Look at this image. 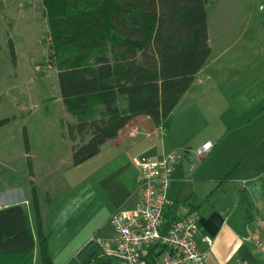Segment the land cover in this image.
Wrapping results in <instances>:
<instances>
[{
  "label": "rangeland",
  "instance_id": "obj_1",
  "mask_svg": "<svg viewBox=\"0 0 264 264\" xmlns=\"http://www.w3.org/2000/svg\"><path fill=\"white\" fill-rule=\"evenodd\" d=\"M206 9L213 46L208 62L217 67L227 96L216 92L203 98L191 91L174 107L167 127L139 126L135 136L120 143L107 140L97 154L74 165L68 125L75 118L61 101L57 69L49 64L42 1L0 0V189H10L7 199H26L29 211L37 197L55 264H63L89 240L112 234L113 213L131 208L139 197L135 158L157 157L153 152L162 151L165 141L171 151L189 155L194 144L207 139L216 152L180 161L185 175L170 185L168 195L203 205L218 204L224 195L227 205L239 198L244 207L243 190L253 215L249 239L261 245L248 243L258 264H264V238L254 234L264 221V0H207ZM119 105L126 107V100ZM159 128L165 141L148 134ZM247 165L256 177L251 186L242 182ZM113 173L104 186L102 180ZM125 189L131 195L118 204ZM35 241V264H41Z\"/></svg>",
  "mask_w": 264,
  "mask_h": 264
},
{
  "label": "trees",
  "instance_id": "obj_2",
  "mask_svg": "<svg viewBox=\"0 0 264 264\" xmlns=\"http://www.w3.org/2000/svg\"><path fill=\"white\" fill-rule=\"evenodd\" d=\"M41 1L49 64L57 69L61 101L75 118L68 125L74 165L97 154L136 117L168 126L172 110L210 55L207 0ZM10 50L13 55L12 43ZM124 99L126 107H120ZM239 195L250 222L247 197L243 190ZM33 213L41 264H53L35 195ZM35 238L21 204L0 208V254L32 264ZM239 257L258 264L246 244ZM110 259L89 240L66 264H110Z\"/></svg>",
  "mask_w": 264,
  "mask_h": 264
},
{
  "label": "built area",
  "instance_id": "obj_3",
  "mask_svg": "<svg viewBox=\"0 0 264 264\" xmlns=\"http://www.w3.org/2000/svg\"><path fill=\"white\" fill-rule=\"evenodd\" d=\"M136 128L130 133L134 134ZM162 128L152 133L161 136ZM206 140L192 154L190 161L200 160L213 148ZM181 155L171 151L160 158L140 156L134 159L139 168L138 200L130 209L118 208L111 216L112 234L96 241L101 254L117 264H204L205 253L197 243L199 211L188 201H174L168 196L172 171ZM194 167L192 164L191 168ZM263 222L259 221L264 238ZM207 245L212 239L203 237ZM260 244L259 240L255 241ZM261 245V244H260Z\"/></svg>",
  "mask_w": 264,
  "mask_h": 264
},
{
  "label": "crops",
  "instance_id": "obj_4",
  "mask_svg": "<svg viewBox=\"0 0 264 264\" xmlns=\"http://www.w3.org/2000/svg\"><path fill=\"white\" fill-rule=\"evenodd\" d=\"M207 22H208V15H207ZM208 43L210 46V55L194 78V80H196V84H194V80H193V82L190 84L189 88L181 96L180 100L178 101V103L176 105H178L179 102L181 101V99H183V97L188 95L191 91L193 94H199L200 97H203V98L210 97L216 92L220 95V97L222 95H224L225 97L227 96L228 91L225 90L223 88V86L221 85V83L218 81L219 72L216 70L217 67L213 66L211 62H208L210 57H211L212 51H213L209 24H208ZM148 123H150L153 126H156L152 122V120L147 116H139V117L134 118L132 120V122L129 124L131 129L129 128L130 130H128V126L123 128L119 132L118 136L113 139V142L120 143L122 141L129 139L131 136H135L136 134H138L137 133L138 127L139 126L145 127ZM132 128H136V130L134 131V134L130 133ZM163 128H165V127H163ZM152 131L153 130H151L148 134H153ZM163 134L164 133L162 131V134L160 137L163 138L162 140L165 141V137L163 136ZM165 136L168 137V133ZM207 140H209V139H207ZM165 142H163L164 143V149L162 151H160L159 153L155 152V151L153 152V154L157 157H152V156H148V155L146 157L160 158V157L164 156L165 154L169 153L173 148L170 149V147H167ZM203 142L204 141H201L200 143L198 142V143L194 144V146L191 148V150H194ZM213 144L214 145H213L212 150L210 152H208L207 154H210V153L214 154L216 152L215 143H213ZM182 160L189 161L188 155L187 154L181 155V158L178 159L177 162L175 163L173 171H172L173 180H172L171 184H174V182H176V181L182 180L183 176L185 175V169L182 166V162H180ZM192 164L193 163H191V166H192ZM191 166H190V170H195L196 164H194L193 168H191ZM250 170H254L252 165L244 166V171H245L244 173L247 177L243 178L242 182H243V184H245V186H248V185L251 186L253 184V181L256 179V177L254 175H252V173H249ZM9 190H10L9 188L0 189V208L6 207L9 205H13V204H21L23 207H25L24 204H27L26 199L24 200L23 198H18V197H15L14 199H11V198L7 199L5 197L6 193H8ZM136 190L138 191V189H136ZM193 194H195V196L198 198V195L196 193H193ZM130 195H131L130 192L127 191V189H125L123 196H126V197L124 200H126ZM124 200L122 201V203L124 202ZM137 200H138V198H137ZM185 200H183V201H185ZM186 201H188V200H186ZM262 202L263 201H259V200L257 201L258 207L261 206ZM135 203L136 202H134L132 207L135 205ZM191 205L195 206L198 209L199 214H200L199 221H198V232H197L196 239H197L199 249L201 251H203L205 253V256H206L204 264H231V263L245 264V262L242 261L241 258L239 257V248L241 247V245L246 244L248 246V248L250 249V251L252 252V248H251L250 244L248 243V241H250L249 238L251 236L248 233V231L250 232L251 228H253V227L250 225V222L247 223V220L245 217V210H244V207L242 206L239 198H236L234 200V202H231L228 205L226 204V198L224 197V195L222 198H219L218 204L211 203L208 205L207 204L203 205L202 203L201 204L200 203H192ZM24 209L28 215L30 227H31L32 233H33L34 238H35V228L36 227H35L33 207L30 211L27 208H24ZM128 209H130V208H128ZM251 216H253V215H251ZM41 217L43 220V230L45 233H49V232H47V229H46L45 217H44L42 211H41ZM262 222L264 223V221H262ZM241 229L243 231H240ZM241 232H243V234L245 236L244 238L240 235ZM254 234H256L258 236V234H260V229H259V231L255 230ZM49 235H50V233H49ZM203 237L211 238L212 244L210 246L207 245V243L202 240ZM250 243H252V244L254 243V245L257 246L255 241H253V242L250 241ZM79 249L77 250V252L79 251ZM47 250L50 251V243L47 245ZM64 253H65V247H62L61 248V254H64ZM76 253H73V255H71L68 259H66L63 264H66L71 258H73L76 255ZM32 255H33L32 264H35V262L37 260V244H36V241L34 243ZM51 256L50 257L53 261V264H55L56 260L52 254H51ZM54 260H55V262H54ZM17 261H18L17 255H2V254H0V264H17ZM110 264H117V261L112 258V259H110Z\"/></svg>",
  "mask_w": 264,
  "mask_h": 264
}]
</instances>
